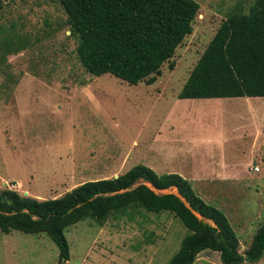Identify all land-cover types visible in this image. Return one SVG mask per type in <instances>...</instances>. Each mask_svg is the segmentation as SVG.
Instances as JSON below:
<instances>
[{
    "label": "rangeland",
    "instance_id": "374dc122",
    "mask_svg": "<svg viewBox=\"0 0 264 264\" xmlns=\"http://www.w3.org/2000/svg\"><path fill=\"white\" fill-rule=\"evenodd\" d=\"M194 1L174 68L164 63L153 83L131 85L84 70L58 0H0V191L54 198L144 164L188 179L224 212L239 252L248 248L264 221V137L254 139L257 126L264 133V97L177 94L220 23L253 0ZM188 233L173 212L128 207L65 228L66 261L45 233L0 231V264H167ZM193 264L223 263L205 249ZM241 264H264V254Z\"/></svg>",
    "mask_w": 264,
    "mask_h": 264
},
{
    "label": "trees",
    "instance_id": "16d2710c",
    "mask_svg": "<svg viewBox=\"0 0 264 264\" xmlns=\"http://www.w3.org/2000/svg\"><path fill=\"white\" fill-rule=\"evenodd\" d=\"M75 35L76 55L84 70L94 76L111 74L135 85L151 84L164 63L175 66L173 55L193 30L199 4L194 0H58ZM264 97V0H253L247 13L232 10L209 40L177 97ZM157 189L176 187L199 219L173 193ZM128 207L148 212H173L189 230L167 264H193L205 249L219 253L223 264L255 262L264 254V221L243 252L226 215L205 202L188 179L177 173L157 174L136 164L107 178L82 182L64 194L39 199L13 189L0 191V231L45 233L57 246L59 259L69 258L64 229L91 218L102 223Z\"/></svg>",
    "mask_w": 264,
    "mask_h": 264
},
{
    "label": "water",
    "instance_id": "95a60500",
    "mask_svg": "<svg viewBox=\"0 0 264 264\" xmlns=\"http://www.w3.org/2000/svg\"><path fill=\"white\" fill-rule=\"evenodd\" d=\"M117 175H115L116 177ZM144 184L146 186H148L153 192H155L156 194H166V193H173L175 194L177 197H179L184 203L185 205L190 208V210L193 212V214H195L199 219L203 220L204 222L210 224V225H215L214 222L211 219L205 218L203 217L200 213H198L197 211H195L194 209H192L189 205V203L186 202V199L177 191V188L174 187V191H169V189H157L156 187H154L150 182L145 181Z\"/></svg>",
    "mask_w": 264,
    "mask_h": 264
},
{
    "label": "crops",
    "instance_id": "0c3cea01",
    "mask_svg": "<svg viewBox=\"0 0 264 264\" xmlns=\"http://www.w3.org/2000/svg\"><path fill=\"white\" fill-rule=\"evenodd\" d=\"M243 97H247V96H243ZM215 98H225V97H215ZM184 99H195V98H184ZM200 99H210V98H200ZM256 135L254 136V139H256V141L260 138V140L264 137V133L262 132V130L258 129V126L256 128ZM253 139V140H254ZM180 175V174H179ZM84 182V181H83ZM82 183V182H81ZM78 185V184H77ZM76 186V185H75ZM74 187V186H73ZM72 187V188H73ZM71 189V188H70Z\"/></svg>",
    "mask_w": 264,
    "mask_h": 264
}]
</instances>
